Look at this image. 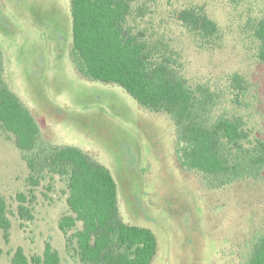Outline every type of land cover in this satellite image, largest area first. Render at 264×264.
Listing matches in <instances>:
<instances>
[{
    "label": "rangeland",
    "instance_id": "rangeland-1",
    "mask_svg": "<svg viewBox=\"0 0 264 264\" xmlns=\"http://www.w3.org/2000/svg\"><path fill=\"white\" fill-rule=\"evenodd\" d=\"M183 9L209 16L218 33L206 38L192 32L177 18ZM262 16L264 0H136L128 26L176 51L189 83L219 93L215 114L241 116L255 142L264 141V62L254 37ZM72 40L70 0H0L6 82L47 140L77 146L110 169L121 217L157 238L152 264L245 261L247 240L264 229V181L208 190L202 173L178 164L172 119L146 110L118 84L82 75L71 58ZM236 75L241 88L233 83ZM23 155L14 135L0 129V191L11 219L8 239L0 228V264H11L18 247L33 264L47 242L62 264H83L76 240L67 243L59 226L71 213L68 177L34 173ZM20 194L27 196L33 220L21 217ZM79 227L81 222L68 235Z\"/></svg>",
    "mask_w": 264,
    "mask_h": 264
},
{
    "label": "trees",
    "instance_id": "trees-1",
    "mask_svg": "<svg viewBox=\"0 0 264 264\" xmlns=\"http://www.w3.org/2000/svg\"><path fill=\"white\" fill-rule=\"evenodd\" d=\"M136 0H70L72 15L71 58L90 80L115 83L140 106L165 114L175 126V155L185 171L202 173L208 190L225 189L243 182L264 181V141L251 138L241 116L217 115L220 95L205 83L191 84L181 70L176 51L162 40H152L128 26ZM177 18L192 32L209 38L218 24L197 9H183ZM259 42L257 57L264 62V16L254 28ZM0 49V129L15 137L16 146L32 172L49 171L68 177L67 202L60 229L67 243L76 240L83 264H152L157 238L148 228L129 224L119 212L117 182L108 167L74 145L47 140L35 114L4 78ZM234 85L242 87L236 75ZM249 143L251 146H246ZM33 177V176H32ZM19 213L33 220L20 194ZM81 222L71 235L69 231ZM0 228L9 238L11 219L0 191ZM249 253L241 264H264V229L247 240ZM33 264H62L50 242ZM11 264H30L18 247Z\"/></svg>",
    "mask_w": 264,
    "mask_h": 264
}]
</instances>
